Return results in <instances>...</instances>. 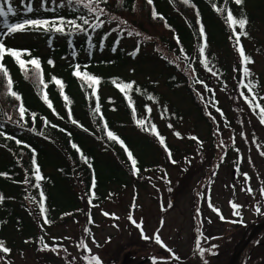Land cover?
<instances>
[{"label":"trees","instance_id":"1","mask_svg":"<svg viewBox=\"0 0 264 264\" xmlns=\"http://www.w3.org/2000/svg\"><path fill=\"white\" fill-rule=\"evenodd\" d=\"M19 1L25 8L29 4L37 6L36 2L55 0ZM66 1L77 10L56 8L37 12L32 17L14 14L1 19L0 43L6 50L23 52L19 60L7 51L0 59L3 66L0 68V147L11 157L0 165L1 254H10L17 243L26 246L42 239L29 212L53 225L72 222L82 225L84 230L91 229V211L118 198L132 180L145 182L152 173L161 171L159 150L153 149V144L161 150L165 167L169 163L167 153L172 147L162 129L167 127L177 133L174 122L182 121L189 113L183 115L159 90V79L141 81L123 71L131 62L136 63L135 54L143 46V37L156 38L164 66L172 72L169 82L186 90L197 118L205 122L212 109L209 101L202 103L198 88L211 91V79L218 75L217 79L227 84L231 69L225 59L229 58L230 51L233 69L238 73L234 78L235 90L240 86L248 67L245 62L250 60L245 39L254 41L255 50L263 54L248 27L251 29L253 24L264 21V0H242L239 4L236 0ZM229 12L235 21L246 19L243 28L228 18ZM81 18L83 21L75 24ZM27 20H47L50 25L47 30L26 25L23 31L7 33L12 25ZM99 22L111 25V33H119L116 41L105 43V53L100 55L97 53L102 49L99 42L88 38L78 43L75 40L70 45L67 42L56 45L54 56L43 52L40 44L11 39L15 34H35L41 35L49 45L59 37L67 41V35L75 31L87 35V27ZM53 25L64 30L57 32ZM127 33L137 38L133 51L120 46V39ZM227 44L229 47L222 59L217 58L215 51ZM33 59L39 61V69L28 63ZM21 60L25 62L24 67ZM184 70L192 75H186ZM248 77L252 81L250 74ZM246 84L261 99L262 106L255 112L264 120L261 112L264 97L259 84ZM244 96L252 101L249 94ZM129 127L141 136L127 133ZM87 137L96 144L87 141ZM149 149H153V155L148 158ZM173 151L180 158L190 154L178 148ZM55 176L67 183V190L60 182L52 181ZM76 186L81 188L79 195ZM35 202L41 213H34ZM17 235L19 240L15 239ZM228 260L229 257L216 264H227Z\"/></svg>","mask_w":264,"mask_h":264},{"label":"rangeland","instance_id":"2","mask_svg":"<svg viewBox=\"0 0 264 264\" xmlns=\"http://www.w3.org/2000/svg\"><path fill=\"white\" fill-rule=\"evenodd\" d=\"M19 2L8 0L4 5L5 10L10 4L15 14L27 17L56 8L77 10L66 0L36 2L37 6L32 7L29 4L25 8L23 3ZM28 8L32 11H28ZM110 27L109 24L99 22L89 29L87 35L74 36V40H77V43L85 38L95 40L102 47L97 53L104 54L105 43L116 41L119 35L118 32L111 33ZM248 29L257 38L261 45L259 48L263 51V54H259L255 50L254 41L245 39L247 55L250 57L248 71L252 73V81L260 85V91L264 94V21L255 23ZM129 33L120 39L119 43L127 51H133L137 38ZM59 38L48 45L41 35L16 34L11 37L14 41L40 44L43 52L50 56H54L56 45L66 42L70 44L69 41ZM152 42H155V45H152ZM142 44V48L135 54L136 58L133 57L136 63L131 62L123 71L141 81L159 79V90L184 112L183 115L189 113L180 123L174 122L179 132L178 137L167 127L162 130L172 149L191 152L188 156L190 159L181 160L175 166L169 165L159 173H152L145 182L132 180L130 186L121 191L118 198L108 200L100 208L94 209L95 223L90 224L91 229L88 230L75 223L49 227L46 220H41V216L36 217L29 212L30 220L38 229L37 235L42 236V242L52 246L59 242L65 248L61 247L59 251L55 246L53 250L44 251L39 243L32 242L26 246L17 243L12 248L11 255L0 253V264H6L5 259L11 260L13 264H95L94 257H98L101 264H122L126 254L136 258V261L151 255L157 258L166 255L169 258L167 263H161L158 259L157 263L147 264H194L191 260L198 257L205 260L202 262L216 263L233 253L234 247L247 232L245 228L264 221V123L236 93L234 78L238 73L233 69L231 51L229 58L225 59L231 69L230 80L225 85L222 79H217L218 75L213 76L210 84L218 89L219 98L218 101L215 99V106L218 104L220 109L226 110L231 121L230 126L234 129L227 127L221 135L216 133L212 137L211 134L207 135L210 122L221 123L222 115L217 113L215 121L210 119L209 124L199 121L186 90L181 89L179 84L174 86L169 82L168 76L172 72L164 66L162 50L156 38L143 37ZM227 47L228 44L225 48L215 51L216 57L222 59ZM184 72L186 75H192V72L187 70ZM201 73L205 75L203 69ZM205 76L207 78V75ZM179 81L181 83L180 79ZM213 129H216L215 125ZM126 131L134 136H141L130 127ZM232 135L237 144L229 149L225 160L220 163L225 152L221 143L232 145ZM192 136H199L204 140L203 144L193 143ZM87 141L96 144L92 138L87 137ZM211 143L213 145L210 147ZM153 149L159 150V163L164 165L161 150L154 144ZM153 149L146 151L148 158L153 155ZM174 154L178 161L180 156ZM9 159L11 157L8 153L0 148V165ZM52 181L60 182L67 190V183L60 177L55 176ZM75 190L76 193H81L79 186H76ZM50 192L54 193L55 190ZM198 201L201 206L197 209ZM234 204L238 207H233ZM29 205L32 203L29 202ZM34 209V213H41L37 202L34 203ZM133 221L143 226L150 241L141 240L138 229L130 224ZM197 223H205L201 226L204 231L200 230ZM157 234L168 250L155 244L154 236ZM15 239L19 240V236ZM249 255L251 257L247 261ZM238 264H264V231L253 240Z\"/></svg>","mask_w":264,"mask_h":264},{"label":"snow or ice","instance_id":"3","mask_svg":"<svg viewBox=\"0 0 264 264\" xmlns=\"http://www.w3.org/2000/svg\"><path fill=\"white\" fill-rule=\"evenodd\" d=\"M148 2L151 3L152 0H148ZM241 2H242V0H236V3H238V4L241 3ZM5 3H8V0H0V17H7V15L9 13L15 14L14 13V9L10 6V4L7 7V10H5V6H4ZM28 11H32V9L31 8H28ZM228 18L230 20H233V17H232V13L231 12L228 13ZM84 23L87 24L88 21L85 20ZM233 23H239L240 27L243 28L244 25L247 23V21H246V19H240L239 21L233 20ZM26 25L27 26H34V27H36L38 29L39 28H44L45 30H47L49 28L50 22L47 21V20H27V21H24L22 23L12 25L9 28V31L10 32H15L17 30L23 31V30H25ZM53 27L55 28V31H57V32H62L64 30L63 27H60V26L53 25ZM202 31H203V29L201 28V32ZM6 51L10 55H12L13 57L17 58L18 60L21 57V55H23V52L22 51H19V50H11V49H7L6 50L5 45L3 43H0V59L3 58V56H4V54H5ZM20 63H21V66L24 67L25 62L21 60ZM28 63L33 64L37 69H39V61L33 59V60L28 61ZM2 67L3 66L0 65V68H2ZM4 74L7 75V70L6 69H4ZM77 75H79V73H77ZM90 79L92 81H94L95 83H98L99 82L94 77H90ZM57 83H60V81H57ZM11 86H12V81L9 78V80H8L9 90H11ZM10 94L13 97H16V99H19V97L17 96L16 92L11 91ZM98 110L99 109H97V111ZM261 112L264 113V109H261ZM20 115L21 116L24 115V109H23V107L20 108ZM108 135L109 136H112V133H109ZM113 138H115V137H113ZM129 156H131V153H129ZM132 163H133V165H135V160H133ZM37 171H38V169H37ZM249 191H251V189H249ZM0 199H2V197H0ZM233 207H238V205H235L234 204ZM257 210L259 211V209H257ZM105 215H107V213ZM133 223H136V221H133ZM155 239H156L157 242H160V237H159L158 234L155 236ZM0 247H2V245H0ZM3 251L7 252L8 249L7 248H3ZM93 259L95 261V264H101V262H100V260H99L98 257H94Z\"/></svg>","mask_w":264,"mask_h":264},{"label":"water","instance_id":"4","mask_svg":"<svg viewBox=\"0 0 264 264\" xmlns=\"http://www.w3.org/2000/svg\"><path fill=\"white\" fill-rule=\"evenodd\" d=\"M264 228V222L260 223V224H257L254 229L252 230L249 238L247 239V241L244 243V245L241 247V249L234 253L231 260H230V263L229 264H235L237 262V260L239 259V257L241 256V254L243 253V251L246 249V247L249 245V243L251 242V240L253 239V237L255 236V234L257 232H259L261 229Z\"/></svg>","mask_w":264,"mask_h":264},{"label":"flooded vegetation","instance_id":"5","mask_svg":"<svg viewBox=\"0 0 264 264\" xmlns=\"http://www.w3.org/2000/svg\"><path fill=\"white\" fill-rule=\"evenodd\" d=\"M145 260L144 259H141V260H137L136 261V258H134L133 256H128L127 254L124 256V260H123V263L122 264H141V262H143ZM194 264H207V262H202V261H205V260H202L200 257L198 258H195L193 260H191ZM158 260L152 262V263H157ZM161 263H164L162 261H160ZM147 262H144L142 264H146Z\"/></svg>","mask_w":264,"mask_h":264}]
</instances>
